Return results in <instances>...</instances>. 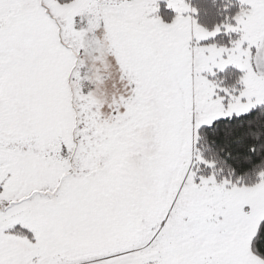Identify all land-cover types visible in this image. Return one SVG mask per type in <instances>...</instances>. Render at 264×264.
Segmentation results:
<instances>
[{
    "label": "snow or ice",
    "instance_id": "obj_1",
    "mask_svg": "<svg viewBox=\"0 0 264 264\" xmlns=\"http://www.w3.org/2000/svg\"><path fill=\"white\" fill-rule=\"evenodd\" d=\"M238 3L209 31L186 0H0V264H264V0Z\"/></svg>",
    "mask_w": 264,
    "mask_h": 264
},
{
    "label": "trees",
    "instance_id": "obj_2",
    "mask_svg": "<svg viewBox=\"0 0 264 264\" xmlns=\"http://www.w3.org/2000/svg\"><path fill=\"white\" fill-rule=\"evenodd\" d=\"M188 2L198 10V14L195 17L198 23L209 31L216 25L224 23L226 17L231 18L240 10L238 0H188ZM173 15L174 13L168 10L167 16L164 17L166 22ZM229 39L230 37L228 35L221 32L210 40L209 43L223 45L227 44ZM238 74L239 72L235 68H229L224 73H221L220 76L227 77V84L229 86L233 85V83L236 84L234 80L237 78ZM258 162L259 161H256V163ZM246 171H249V166L247 165L237 167V175H243ZM249 179H251V176H249ZM259 254L264 256V249H262Z\"/></svg>",
    "mask_w": 264,
    "mask_h": 264
},
{
    "label": "rangeland",
    "instance_id": "obj_3",
    "mask_svg": "<svg viewBox=\"0 0 264 264\" xmlns=\"http://www.w3.org/2000/svg\"><path fill=\"white\" fill-rule=\"evenodd\" d=\"M216 44H217V43H216ZM217 45H219V44H217ZM223 45H226V44H223ZM229 68H233V67L229 66L228 68L225 69V71H226L227 69H229ZM225 71H224V72H225ZM224 72H223V73H224ZM220 74H221V73H218L216 78H217V79H220V80H223V81H224V86H226V87H231L232 85H229V86H228V84H227V83H228V82H227V77L220 76ZM238 77H239V74H238L237 78H236L234 81H236V80L238 79ZM209 78L212 79L211 77H209ZM234 81H230V82H234ZM233 85H235V84L233 83Z\"/></svg>",
    "mask_w": 264,
    "mask_h": 264
},
{
    "label": "crops",
    "instance_id": "obj_4",
    "mask_svg": "<svg viewBox=\"0 0 264 264\" xmlns=\"http://www.w3.org/2000/svg\"><path fill=\"white\" fill-rule=\"evenodd\" d=\"M186 2H188V0H186ZM189 3V2H188Z\"/></svg>",
    "mask_w": 264,
    "mask_h": 264
}]
</instances>
